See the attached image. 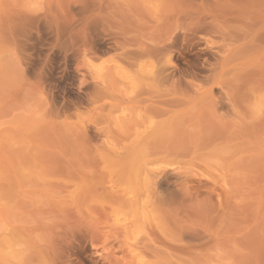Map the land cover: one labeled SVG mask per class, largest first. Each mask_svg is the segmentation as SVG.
Returning a JSON list of instances; mask_svg holds the SVG:
<instances>
[{
  "label": "rangeland",
  "instance_id": "1",
  "mask_svg": "<svg viewBox=\"0 0 264 264\" xmlns=\"http://www.w3.org/2000/svg\"><path fill=\"white\" fill-rule=\"evenodd\" d=\"M0 264H264V0H0Z\"/></svg>",
  "mask_w": 264,
  "mask_h": 264
},
{
  "label": "bare ground",
  "instance_id": "2",
  "mask_svg": "<svg viewBox=\"0 0 264 264\" xmlns=\"http://www.w3.org/2000/svg\"><path fill=\"white\" fill-rule=\"evenodd\" d=\"M36 25V24H35ZM196 31H198V30H196ZM194 32V34H195V31H193ZM193 32H192V35H191V39L192 38H194V37H196V36H194V34H193ZM29 33V32H28ZM57 33H58V31H57ZM90 33V32H89ZM197 33V32H196ZM184 34V33H183ZM182 34V35H183ZM186 34V33H185ZM58 35V34H57ZM91 35H92V33H91ZM96 35V34H95ZM97 35H99V37H100V33L98 34L97 33ZM181 35V34H180ZM179 35V36H180ZM181 35V36H182ZM94 36V35H93ZM93 36H90V34H89V38H90V40H88L90 43H93V44H90V45H93L94 46V48H101L102 46H103V42H100V40L102 41V39H100L99 40V38H98V36H95V37H97L98 39L95 41V37H93ZM177 37H179L178 35H176ZM189 36V35H188ZM61 37V36H60ZM91 37H93L92 39H91ZM186 37H187V35H186ZM185 36L183 37V41H184V43L183 42H181L180 43V45H179V42H178V40L176 39H174V41L173 42H171L170 41V45L169 44H167V46H166V44H165V47H162V48H158L157 47V49L159 50H155V51H157L158 52V54L160 53L161 55H166L167 57H168V55L169 56H171V55H173V54H171L172 53V51L173 50H175V48L177 49V46L179 45V48L177 49V50H179L180 52H178V54L177 55H179L177 58H180V56L181 55H184V56H181L183 59H182V61L183 62H181L182 64H183V66H187L188 68H189V70H191V67H192V70H193V68H196V67H198L199 65H197V62L198 63H200L201 61H200V59L201 58H206V57H204V55H206V54H204V55H202L203 54V50L201 51L200 49H199V51L198 50H196L197 48V46L195 47V51L192 49L193 48V46L191 47V49L193 50V52L191 53V54H189V52L190 51H188L187 49H186V51H188V52H184V48L187 46L188 47V49L190 48V46L192 45V43L191 42H194L195 40L194 39H192L193 41H190L191 39H187V38H189V37H187L186 38ZM101 38V37H100ZM104 38V37H103ZM26 39V38H25ZM87 39H88V37L86 38V40L85 41H87ZM104 40V39H103ZM87 41V42H88ZM181 41H182V37H181ZM87 42H85V43H87ZM84 43V44H85ZM106 43V42H105ZM194 44H196V43H194ZM26 45V44H25ZM88 45V44H87ZM186 45V46H185ZM89 46V45H88ZM87 46V47H88ZM185 46V47H184ZM104 47V46H103ZM186 47V48H187ZM146 48H147V46H146ZM174 48V49H173ZM89 49H91V47L89 46ZM96 49H94L95 51H97ZM102 49V48H101ZM104 49V48H103ZM93 49L92 50H90V51H94ZM99 50V49H98ZM134 51V50H133ZM139 51V50H138ZM202 53H201V52ZM176 52V51H175ZM205 52V51H204ZM91 53V52H90ZM93 54H94V52H92ZM126 53V52H125ZM127 53H129L130 54V52H127ZM126 53V54H127ZM136 53H137V51H136ZM139 53V52H138ZM142 53V52H141ZM156 53V52H155ZM134 54V53H133ZM160 54L158 55V57L160 56ZM146 55H148V54H146ZM164 55V56H165ZM153 56V55H152ZM201 56H203V57H201ZM154 57V56H153ZM161 57V56H160ZM166 57V59L167 60H169L168 58ZM172 57V56H171ZM127 58H128V56H127ZM156 58H157V54H156ZM162 58V57H161ZM172 58H175V54L173 55V57ZM177 58H175V59H177ZM187 58H189L188 60H187ZM160 59V58H159ZM179 60V59H178ZM203 60V59H202ZM180 61V60H179ZM200 61V62H199ZM201 63H206L204 60H203V62H201ZM200 63V64H201ZM202 64V65H203ZM159 64H157V66H158ZM156 66V67H157ZM204 66L206 67V65L204 64ZM185 68V67H184ZM198 68H200V66L198 67ZM197 68V69H198ZM204 68V67H203ZM151 69H153L152 67H151ZM186 69V68H185ZM197 69H194V70H197ZM201 69H202V66H201ZM201 69H200V71H201ZM187 70V69H186ZM199 70V69H198ZM177 71V70H176ZM150 72V71H149ZM152 72V71H151ZM153 73V72H152ZM193 73H195V72H193ZM156 74V73H155Z\"/></svg>",
  "mask_w": 264,
  "mask_h": 264
}]
</instances>
